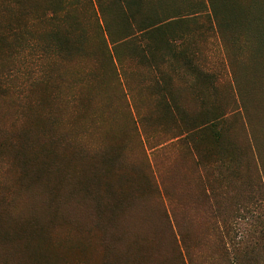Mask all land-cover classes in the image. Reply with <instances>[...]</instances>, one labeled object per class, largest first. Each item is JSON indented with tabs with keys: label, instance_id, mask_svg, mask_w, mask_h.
Masks as SVG:
<instances>
[{
	"label": "rangeland",
	"instance_id": "obj_1",
	"mask_svg": "<svg viewBox=\"0 0 264 264\" xmlns=\"http://www.w3.org/2000/svg\"><path fill=\"white\" fill-rule=\"evenodd\" d=\"M224 1L0 0V264H264V29Z\"/></svg>",
	"mask_w": 264,
	"mask_h": 264
},
{
	"label": "trees",
	"instance_id": "obj_2",
	"mask_svg": "<svg viewBox=\"0 0 264 264\" xmlns=\"http://www.w3.org/2000/svg\"><path fill=\"white\" fill-rule=\"evenodd\" d=\"M263 2H264V0H260V3L256 2L255 0H225L224 1V4L226 6L225 12L229 16L228 18H226V20L224 18L225 26L227 27V25H228V29L231 26V23H232L230 20V13H231L234 16V21L236 23H238L239 27L243 31L246 32L248 30V28L253 25V24H244V23L242 24L243 13L247 12V11L251 16H254L256 22H260L262 24L264 22V5H263ZM212 19H213V21L211 20V22H210V23H212V26L215 25V27L218 30H220L219 29L220 28L219 22L215 19L214 14H213ZM148 30L149 29L146 28L145 30H142L140 32L145 33ZM251 40L253 41V42H251L252 49H253V47L256 48L257 43H255V41L253 39H251ZM257 49L259 51L258 54L256 53V50H252L253 56L264 58V55H262V50L260 49L259 45H258ZM262 63H263V61H260V65ZM262 65L260 66V68L262 67ZM1 85L2 84H0V86ZM261 106H262V113H264V101H260L259 107H261ZM210 124L213 125L214 121L210 122ZM229 163H230V161H229ZM231 163H233V162H231ZM247 198H248V196H247ZM31 201H33L32 197H31ZM73 204L75 205L76 201H73ZM69 208L73 209L74 207H69ZM78 208H80V207L78 206L77 209ZM69 211H71V210H69ZM129 215H130V226L123 228V229H129V231H130V236H129L130 239L129 240H131V239L134 240V239H137L140 237H143V238L147 237L148 239L154 238V240H156V234L157 233L154 235L150 234V232H153L155 230L153 229V224L151 223L152 217L148 216V215L151 216V213L146 208V206H144L142 204H137V205L136 204H129L128 205V213L125 216L127 217ZM111 229L115 232L116 235L118 234L119 230H122V228L120 229L117 226L112 227ZM142 234H145V235L147 234V235L145 236ZM150 236H152V237H150ZM118 240H120L122 242V239H118Z\"/></svg>",
	"mask_w": 264,
	"mask_h": 264
},
{
	"label": "bare ground",
	"instance_id": "obj_3",
	"mask_svg": "<svg viewBox=\"0 0 264 264\" xmlns=\"http://www.w3.org/2000/svg\"><path fill=\"white\" fill-rule=\"evenodd\" d=\"M259 1H260V0H259ZM263 4H264V2H263ZM243 15H246V14L243 13ZM247 15H248V12H247ZM243 18H245V17H243ZM243 18H242V19H243ZM247 18H248V17L246 16V19H244V21L247 20ZM252 18H253V17H252ZM249 19H250V18H249ZM249 19H248V21H249ZM254 19H255V18H253V20H254ZM250 20H251V19H250ZM253 20H252V21H253ZM242 21H243V20H242ZM248 21H247V22H248ZM250 23H251V22L249 21L248 24H250ZM252 24H253V25L256 24L257 27H259V28H261V29H264V22L261 24L260 22H256V20H254V23L252 22ZM251 27H252V26H251ZM259 28H257V29H259ZM253 29H255V28H253ZM257 29H256V30H257ZM258 31H260V30H258ZM263 31H264V30H262V33H263ZM259 33H260V32H259ZM259 33H258V34H259ZM262 33H261V34H262ZM259 36H261V35H259ZM259 36H258V37H259ZM262 38H263V37H262ZM263 39H264V38H263ZM263 39H262V40H263ZM261 42H263V41H261ZM262 54H263V53H262ZM141 216H142V215H141ZM146 218H147V217H146ZM145 222H146V221H145ZM139 224H140V223H139Z\"/></svg>",
	"mask_w": 264,
	"mask_h": 264
}]
</instances>
